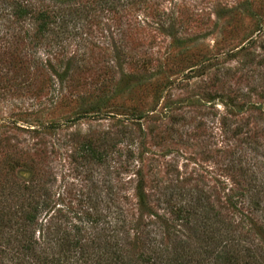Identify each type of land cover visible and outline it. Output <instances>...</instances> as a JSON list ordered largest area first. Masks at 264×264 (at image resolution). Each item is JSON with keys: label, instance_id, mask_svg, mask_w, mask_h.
<instances>
[{"label": "rangeland", "instance_id": "obj_1", "mask_svg": "<svg viewBox=\"0 0 264 264\" xmlns=\"http://www.w3.org/2000/svg\"><path fill=\"white\" fill-rule=\"evenodd\" d=\"M19 6L53 8L65 27L38 37ZM139 179L156 213L195 188L226 221H261L264 0H0V264L55 260V225L93 208L147 223ZM32 199L47 207L26 231Z\"/></svg>", "mask_w": 264, "mask_h": 264}, {"label": "trees", "instance_id": "obj_2", "mask_svg": "<svg viewBox=\"0 0 264 264\" xmlns=\"http://www.w3.org/2000/svg\"><path fill=\"white\" fill-rule=\"evenodd\" d=\"M99 1L110 6L119 0ZM128 1L130 4H135L146 0ZM78 10L77 8L75 11ZM14 16L28 17L38 37L52 27L58 25L65 27V22L59 18L57 11L50 7L34 9L30 6H19L16 7ZM56 23L58 25H55ZM9 55L13 56L12 53ZM31 63H33L32 67L40 68V61L32 60ZM25 65L26 62L22 58L21 60L13 58L10 66L12 76L8 78V82L14 84L12 81L19 79L20 82L14 86L21 87V82L27 79ZM100 160L101 157L97 159ZM142 182L139 179L134 189L137 210L147 213L152 219L147 223L137 221L133 226L128 227L123 211L114 206V210L106 207L107 216L111 215L110 219L99 216L98 211L93 208L94 212L85 211V218L79 217V222L71 226L68 223L63 225L58 220L59 223L54 227L56 236L51 239L54 243V251L56 250V255L59 253V256L47 263L264 264V209L261 210L260 222L245 217L240 224L230 223L221 214L224 208L218 207L216 210L202 197L201 191L193 188L189 191V201L186 206L174 207L166 214L163 212L159 214L148 207V197L143 190ZM179 197H182L181 191L171 190L167 195L168 201ZM35 201L32 199L26 206L29 212L22 221L26 231L37 224L38 212L47 207V205L39 206ZM255 206L254 210L258 212L259 205ZM230 209L236 211L234 205H231ZM113 214L115 215L112 216ZM41 233L42 230L39 233L40 239L46 237ZM34 235L35 233L32 234V239ZM33 245H38L37 248L42 247L38 243ZM31 249L29 245L27 250L31 251Z\"/></svg>", "mask_w": 264, "mask_h": 264}]
</instances>
